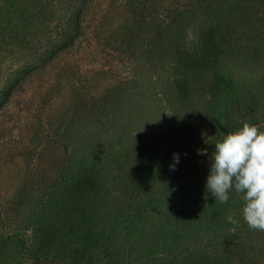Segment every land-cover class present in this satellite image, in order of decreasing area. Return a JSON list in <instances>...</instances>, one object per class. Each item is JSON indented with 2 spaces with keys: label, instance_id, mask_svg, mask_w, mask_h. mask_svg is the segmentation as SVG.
Instances as JSON below:
<instances>
[{
  "label": "rangeland",
  "instance_id": "rangeland-1",
  "mask_svg": "<svg viewBox=\"0 0 264 264\" xmlns=\"http://www.w3.org/2000/svg\"><path fill=\"white\" fill-rule=\"evenodd\" d=\"M245 122L264 130V0H0V264H55L58 253L85 264L78 244L94 228L120 255L128 217L84 221L66 190L87 174L97 211L119 209V177L135 178L146 146L157 172L178 173L210 165ZM242 208L225 206L238 224L206 237L229 261L240 256L232 232L264 245ZM50 227L75 261L42 248Z\"/></svg>",
  "mask_w": 264,
  "mask_h": 264
},
{
  "label": "trees",
  "instance_id": "trees-1",
  "mask_svg": "<svg viewBox=\"0 0 264 264\" xmlns=\"http://www.w3.org/2000/svg\"><path fill=\"white\" fill-rule=\"evenodd\" d=\"M148 148L146 146L143 149L147 152V164L138 165V169L132 173L135 178H124L121 175L119 177L118 188L124 194L119 209L97 211L101 201L98 199L90 201L87 198L86 194L92 185L87 174L66 190L65 194L75 201L77 209L75 215L84 221L87 217L90 218L89 221H96L105 213L108 219L106 224L111 225L113 218L117 221L119 217H128L130 244L122 247L124 251L120 255L107 248L108 238L105 230L102 228L83 230L78 245L81 246L84 263L90 264L94 261V264H132L129 260V250L137 247L139 262L136 264H264V245L255 238L253 246L250 243L246 246L243 238H240L239 245L237 233L229 234L233 237L236 248L235 250L232 248L233 252L240 255L231 261L225 258V252L221 253L225 246H216L206 238L212 229L222 230L225 226L228 227L224 207L232 203L243 207L241 194L233 190L229 193L227 203L216 202L206 189L209 164L193 162L179 167L178 173L175 171L164 173L165 169L157 172ZM152 186L155 188L152 189ZM69 220L68 217L56 218L54 223L68 224ZM74 232L68 231V234L73 235ZM250 234L251 230L247 238ZM60 235L63 236L62 229L50 227L39 239L44 245L42 248L47 252L66 249L62 247V242L57 244L55 237L58 236L60 240ZM53 239L55 242L52 244ZM144 239H147L149 244L141 246L138 241ZM31 244L33 242L26 247L28 255H31L33 249ZM88 247L89 249H85ZM67 251L68 254L64 256L73 258L72 261L80 256V253L79 256L75 254L73 256L70 250L66 249ZM58 254L56 261L53 262L62 264L58 261L60 260ZM32 259L34 260L35 256Z\"/></svg>",
  "mask_w": 264,
  "mask_h": 264
},
{
  "label": "clouds",
  "instance_id": "clouds-1",
  "mask_svg": "<svg viewBox=\"0 0 264 264\" xmlns=\"http://www.w3.org/2000/svg\"><path fill=\"white\" fill-rule=\"evenodd\" d=\"M199 154L207 155V149ZM179 160L174 153L171 170ZM206 189L219 203L228 202L230 191L241 194L244 222L251 230L264 232V130L260 126L245 122L214 144ZM227 219L238 224L232 216Z\"/></svg>",
  "mask_w": 264,
  "mask_h": 264
}]
</instances>
